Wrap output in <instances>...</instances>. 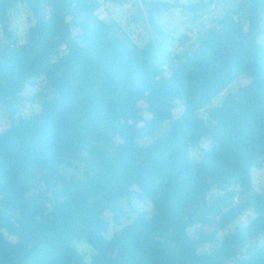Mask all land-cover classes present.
I'll return each instance as SVG.
<instances>
[{
  "label": "trees",
  "instance_id": "trees-1",
  "mask_svg": "<svg viewBox=\"0 0 264 264\" xmlns=\"http://www.w3.org/2000/svg\"><path fill=\"white\" fill-rule=\"evenodd\" d=\"M106 2L120 3L0 0V106L14 114L36 80L49 90L34 98L37 112L0 127V264L38 253L37 264H264V193L252 179L264 163V0L203 26L167 73L157 46H133L97 17ZM140 3L163 37L161 13L205 6ZM17 5L33 17L23 43L9 29ZM73 163L81 176L68 172ZM131 197L151 212L108 237L124 216L116 204ZM244 214L242 227L223 233ZM79 241L94 250L88 262Z\"/></svg>",
  "mask_w": 264,
  "mask_h": 264
},
{
  "label": "rangeland",
  "instance_id": "rangeland-1",
  "mask_svg": "<svg viewBox=\"0 0 264 264\" xmlns=\"http://www.w3.org/2000/svg\"><path fill=\"white\" fill-rule=\"evenodd\" d=\"M120 3L106 2L98 11L97 17H99L104 23H116L120 32L118 36L120 38L127 36L132 41L133 46L142 47L147 43H152L157 46V64L167 73L171 71L176 65L177 57L184 58L189 54L193 48L196 37L199 35L203 26L210 23V21L217 19L223 12L227 10H235L238 4L244 0H177L183 4H204L205 6L200 9L196 14L192 12L183 11L181 9H172L165 13H161L158 18V23L167 36L155 35L149 28L146 22V12L140 0H118ZM155 1H168L174 2L175 0H155ZM235 18L240 19L241 22L245 20V13L241 12L240 15ZM33 23V17L23 5L15 6L10 12L9 29L14 33L18 43L25 41V36L28 27ZM77 28H74V35L77 34ZM186 35L188 40L184 43L180 42V38ZM258 41L264 44V16L262 18V24L260 26ZM236 86L230 87V91H234ZM41 92L48 93L43 80H36L33 86H27L22 93V100L13 107L17 109L14 114H11L12 110L9 107L0 106V127L4 126L7 120L16 117H26L37 112L39 106L34 98ZM225 93H221L212 102L202 109L199 114L204 117L206 111L210 107L218 106ZM13 115V116H12ZM117 144L122 141L119 138L115 139ZM151 139L141 141L143 144L150 143ZM201 148L208 147L207 139H204L200 145ZM198 150H192L191 154L194 158L198 157ZM83 171L82 163H73L68 172L76 176H81ZM252 179L254 188L259 193H264V163L261 169L252 173ZM118 211L123 213V217L120 219L121 225L110 223L108 226L107 236L109 237L112 232L119 229L123 224L131 221V219L138 213L148 215L151 212V205L148 202H141L131 197L129 199L119 200L116 204ZM249 215H243L232 225L223 230V233L233 231L235 228L242 227ZM12 240H14L12 238ZM264 242V238L259 239L257 245ZM75 247L79 253L84 256L86 262L89 261L94 250L89 247L84 241L75 243ZM207 248V247H206ZM42 256L38 253L35 258L29 264H37Z\"/></svg>",
  "mask_w": 264,
  "mask_h": 264
}]
</instances>
